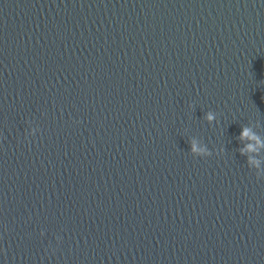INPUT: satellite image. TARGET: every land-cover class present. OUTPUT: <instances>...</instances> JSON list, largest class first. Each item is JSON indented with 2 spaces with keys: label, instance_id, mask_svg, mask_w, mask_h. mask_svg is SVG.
Returning <instances> with one entry per match:
<instances>
[{
  "label": "clouds",
  "instance_id": "obj_1",
  "mask_svg": "<svg viewBox=\"0 0 264 264\" xmlns=\"http://www.w3.org/2000/svg\"><path fill=\"white\" fill-rule=\"evenodd\" d=\"M204 118L206 121L211 123L216 119V114L212 111H208L205 113ZM238 138L241 141H252L250 143H247L243 148H240L239 152L240 155L247 156V164L250 167L259 168L261 161L249 154L256 153L258 155L260 150L264 149V140H261L259 134L254 132L250 126H243ZM190 144V150L194 157H208L212 155V152L207 148L206 145H200L198 139L192 138ZM221 151H223V149H221ZM256 177L257 179H261L260 173H257Z\"/></svg>",
  "mask_w": 264,
  "mask_h": 264
}]
</instances>
